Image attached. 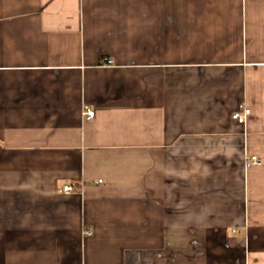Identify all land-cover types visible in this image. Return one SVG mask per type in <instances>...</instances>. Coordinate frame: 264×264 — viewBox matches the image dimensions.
<instances>
[{"label":"crops","instance_id":"crops-1","mask_svg":"<svg viewBox=\"0 0 264 264\" xmlns=\"http://www.w3.org/2000/svg\"><path fill=\"white\" fill-rule=\"evenodd\" d=\"M0 264H264V0H0Z\"/></svg>","mask_w":264,"mask_h":264},{"label":"built area","instance_id":"built-area-1","mask_svg":"<svg viewBox=\"0 0 264 264\" xmlns=\"http://www.w3.org/2000/svg\"><path fill=\"white\" fill-rule=\"evenodd\" d=\"M106 63H111V59H106ZM251 113V109L246 104H240L238 109L232 113L233 119L237 120L240 123H245L247 120L248 115ZM82 114L85 118H93L95 116V110L88 106L84 105L82 109ZM252 161L254 163H260L259 160L255 158V156H252ZM103 181V179L99 178L96 182L100 184ZM60 191L64 193H72L79 191L78 184L75 181L67 182L62 184L60 187ZM85 233L91 234V230H87Z\"/></svg>","mask_w":264,"mask_h":264}]
</instances>
